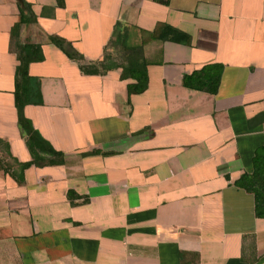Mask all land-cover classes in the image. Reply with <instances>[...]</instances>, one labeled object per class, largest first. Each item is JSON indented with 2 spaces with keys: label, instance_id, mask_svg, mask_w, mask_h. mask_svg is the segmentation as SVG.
I'll list each match as a JSON object with an SVG mask.
<instances>
[{
  "label": "crops",
  "instance_id": "crops-1",
  "mask_svg": "<svg viewBox=\"0 0 264 264\" xmlns=\"http://www.w3.org/2000/svg\"><path fill=\"white\" fill-rule=\"evenodd\" d=\"M25 1L41 102L22 113L63 159L17 165L31 158L13 103L18 9L0 0V264H264V217L236 184L264 143V0ZM115 21L142 46L137 93L49 39L96 60ZM207 62L221 64L213 93L181 84Z\"/></svg>",
  "mask_w": 264,
  "mask_h": 264
},
{
  "label": "trees",
  "instance_id": "trees-1",
  "mask_svg": "<svg viewBox=\"0 0 264 264\" xmlns=\"http://www.w3.org/2000/svg\"><path fill=\"white\" fill-rule=\"evenodd\" d=\"M162 1L166 2L167 0ZM16 4L18 17L9 29V46L17 58L13 72V103L19 129L24 135L25 144L31 155L29 160L17 162V165L25 167L29 164L60 163L63 153L51 147L22 113L25 104L41 102L38 78L28 74L27 64L29 61L40 59L42 55L37 43L19 41L20 24L33 21L34 16L25 0H16ZM125 35L126 27L119 21H115L101 57L92 61H85L81 54L57 36L50 35L49 39L60 47L68 57L75 59L79 69L84 73H103L109 68L119 67V76L130 79L126 83L127 93H137L142 91L147 84L146 62L141 44L127 45ZM220 70L219 62L204 63L190 72L182 73L181 84L187 88L213 93L219 82ZM0 144L6 147L1 140ZM8 165V162L2 161L0 155V168H5ZM236 184L252 192L254 214L264 217V143L254 148L251 156V171L241 173Z\"/></svg>",
  "mask_w": 264,
  "mask_h": 264
}]
</instances>
